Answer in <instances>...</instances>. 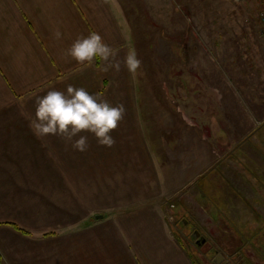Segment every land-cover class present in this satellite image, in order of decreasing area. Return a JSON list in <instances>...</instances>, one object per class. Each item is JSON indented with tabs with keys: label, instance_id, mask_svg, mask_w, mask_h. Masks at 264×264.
<instances>
[{
	"label": "crops",
	"instance_id": "crops-1",
	"mask_svg": "<svg viewBox=\"0 0 264 264\" xmlns=\"http://www.w3.org/2000/svg\"><path fill=\"white\" fill-rule=\"evenodd\" d=\"M119 15L112 0H0L2 264H195L157 204L166 170L143 129L136 75L123 63L133 47ZM92 31L116 51L119 71L68 55ZM70 84L124 106L111 147L83 133L81 152L60 136L33 133L35 97Z\"/></svg>",
	"mask_w": 264,
	"mask_h": 264
},
{
	"label": "rangeland",
	"instance_id": "rangeland-1",
	"mask_svg": "<svg viewBox=\"0 0 264 264\" xmlns=\"http://www.w3.org/2000/svg\"><path fill=\"white\" fill-rule=\"evenodd\" d=\"M112 1L169 231L195 264H264V0Z\"/></svg>",
	"mask_w": 264,
	"mask_h": 264
},
{
	"label": "clouds",
	"instance_id": "clouds-1",
	"mask_svg": "<svg viewBox=\"0 0 264 264\" xmlns=\"http://www.w3.org/2000/svg\"><path fill=\"white\" fill-rule=\"evenodd\" d=\"M56 35L60 37L62 34L57 32ZM67 52L79 64L90 63L95 58L107 61L102 67L105 72L109 69L119 71L121 67L116 51L95 31L76 39ZM123 63L130 73L135 74L142 61L132 49ZM124 111L123 105L114 106L85 87L70 84L66 90L50 88L35 97V111L29 126L38 138L60 136L75 150L83 152L88 147V136L83 133H90L97 143L111 147L115 143L112 131L123 119Z\"/></svg>",
	"mask_w": 264,
	"mask_h": 264
},
{
	"label": "water",
	"instance_id": "water-1",
	"mask_svg": "<svg viewBox=\"0 0 264 264\" xmlns=\"http://www.w3.org/2000/svg\"><path fill=\"white\" fill-rule=\"evenodd\" d=\"M191 237L196 239L195 242L198 246H201L202 244L205 243V239L200 236V233L197 230H193ZM222 256L220 254H217L216 259L213 260L214 264H217L220 262V259Z\"/></svg>",
	"mask_w": 264,
	"mask_h": 264
},
{
	"label": "built area",
	"instance_id": "built-area-1",
	"mask_svg": "<svg viewBox=\"0 0 264 264\" xmlns=\"http://www.w3.org/2000/svg\"><path fill=\"white\" fill-rule=\"evenodd\" d=\"M261 18V22L264 24V11L260 14Z\"/></svg>",
	"mask_w": 264,
	"mask_h": 264
},
{
	"label": "trees",
	"instance_id": "trees-1",
	"mask_svg": "<svg viewBox=\"0 0 264 264\" xmlns=\"http://www.w3.org/2000/svg\"><path fill=\"white\" fill-rule=\"evenodd\" d=\"M18 229V228H17ZM19 231L23 232V233H26L24 230H21V229H18ZM0 264H2V258H1V255H0Z\"/></svg>",
	"mask_w": 264,
	"mask_h": 264
}]
</instances>
